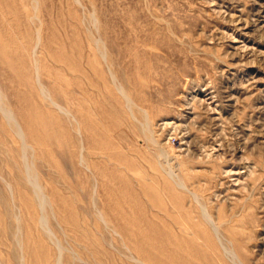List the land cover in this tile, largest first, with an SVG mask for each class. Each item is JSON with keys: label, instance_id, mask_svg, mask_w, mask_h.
Returning <instances> with one entry per match:
<instances>
[{"label": "rangeland", "instance_id": "rangeland-1", "mask_svg": "<svg viewBox=\"0 0 264 264\" xmlns=\"http://www.w3.org/2000/svg\"><path fill=\"white\" fill-rule=\"evenodd\" d=\"M0 264H264V0H0Z\"/></svg>", "mask_w": 264, "mask_h": 264}]
</instances>
